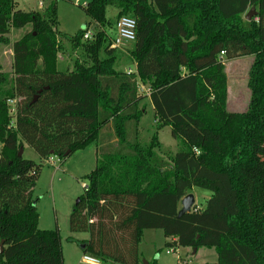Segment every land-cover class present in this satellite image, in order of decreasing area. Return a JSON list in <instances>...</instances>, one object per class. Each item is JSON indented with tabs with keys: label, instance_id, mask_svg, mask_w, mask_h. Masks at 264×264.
Returning <instances> with one entry per match:
<instances>
[{
	"label": "trees",
	"instance_id": "obj_1",
	"mask_svg": "<svg viewBox=\"0 0 264 264\" xmlns=\"http://www.w3.org/2000/svg\"><path fill=\"white\" fill-rule=\"evenodd\" d=\"M56 3L26 12L0 0V41L30 28L13 44L11 87H0V264H64L59 229L39 228L41 165L20 150L65 161L92 143L97 165L69 219L72 235H87L68 240L83 254L143 264V233L160 230L171 249L214 250L206 264H264V0H89L87 30L72 38L58 31ZM122 17L136 21L131 73L116 68L108 33ZM63 38L81 53L71 70L58 65ZM247 56L249 106L229 112L223 60ZM145 99L157 132L169 127L180 143L168 161L158 133L140 141ZM195 189L209 195L205 207L178 218Z\"/></svg>",
	"mask_w": 264,
	"mask_h": 264
},
{
	"label": "rangeland",
	"instance_id": "obj_2",
	"mask_svg": "<svg viewBox=\"0 0 264 264\" xmlns=\"http://www.w3.org/2000/svg\"><path fill=\"white\" fill-rule=\"evenodd\" d=\"M40 0H19L17 6L20 10L43 11L47 0H41L44 5L39 7ZM89 0H57L58 31L72 38L79 31H86L90 19L86 16L83 7ZM40 8V9H39ZM107 14L115 20L114 8H108ZM30 28L11 30V33L0 41V76L3 82L0 87L9 89L13 80V44L19 41ZM89 31H95L90 27ZM109 35L114 38L116 31L108 30ZM67 38L61 39L63 50L58 55V65L62 70L73 69L74 62L81 59L80 52H74L70 41ZM132 44L118 48L119 57L116 68L119 71H135V66L129 56ZM254 56L241 57L232 61H224L228 85L227 109L229 112L241 113L248 109L251 92L248 87L249 74L254 62ZM2 85V86H1ZM145 90H147L145 88ZM146 92H142V94ZM11 105L13 112L14 103ZM147 110L146 115L140 122V141L147 144L152 137L158 133L162 144L159 155L168 161V158L179 151L180 143L172 137L171 129L166 127L157 132L155 113L149 99L142 104ZM97 144L92 143L86 149L73 154L65 161L55 160V166L41 161L36 152L27 144L24 145L23 158L41 165V174L33 192V199L40 214L39 228L42 230L59 229L61 242L64 248V264H81L83 255L80 246L69 242L72 237L82 240L87 237L84 234L72 235L69 230V219L71 213L81 196L85 193L86 177L95 170L97 165ZM195 203L198 208H204L209 195L205 192L194 190ZM171 239L165 238L160 230H146L143 233L139 252L143 264H206L215 263L217 254L214 250L200 249L196 251L190 248L171 249L166 246ZM173 250L175 252L168 253Z\"/></svg>",
	"mask_w": 264,
	"mask_h": 264
},
{
	"label": "built area",
	"instance_id": "obj_3",
	"mask_svg": "<svg viewBox=\"0 0 264 264\" xmlns=\"http://www.w3.org/2000/svg\"><path fill=\"white\" fill-rule=\"evenodd\" d=\"M19 1V0H16ZM78 3H81V0H77ZM43 2H39L40 8L43 7ZM88 3H84V7H86ZM93 34L91 31H87L84 36L85 40H91L93 38ZM136 40V21L130 17H122L116 23V35L112 40V49L122 48L127 44H132ZM224 53H222V56ZM129 73L133 72L131 70L128 71ZM142 91H146L144 87H142ZM15 103L14 101H9V104ZM14 113V110L13 112ZM57 157L53 156L46 160V163L52 166H55V159ZM58 162L59 159L57 160ZM175 251L170 250L168 253H173ZM81 264H103V261L90 254H83L81 257Z\"/></svg>",
	"mask_w": 264,
	"mask_h": 264
},
{
	"label": "water",
	"instance_id": "obj_4",
	"mask_svg": "<svg viewBox=\"0 0 264 264\" xmlns=\"http://www.w3.org/2000/svg\"><path fill=\"white\" fill-rule=\"evenodd\" d=\"M257 15V12L255 11L254 8H252L249 13L246 15L245 20L248 22H251V20ZM37 98L33 101L35 102ZM23 156V149L20 150L19 152V157ZM80 202V200L77 202V204ZM195 197L193 194H189L186 197H184L181 201V209L178 213V218L183 217L186 214H189L192 212L193 207L195 206ZM3 243L0 244V255L3 253ZM195 252L197 251L194 249Z\"/></svg>",
	"mask_w": 264,
	"mask_h": 264
},
{
	"label": "crops",
	"instance_id": "obj_5",
	"mask_svg": "<svg viewBox=\"0 0 264 264\" xmlns=\"http://www.w3.org/2000/svg\"><path fill=\"white\" fill-rule=\"evenodd\" d=\"M41 1V0H40ZM39 1V2H40ZM40 7V6H39ZM40 9V8H39ZM42 230V229H41ZM84 239H87V237H85V238H83L82 240H84ZM63 247V246H62ZM63 257H64V248H63ZM216 261H217V259H216ZM64 262H65V257H64ZM216 263V262H215Z\"/></svg>",
	"mask_w": 264,
	"mask_h": 264
}]
</instances>
